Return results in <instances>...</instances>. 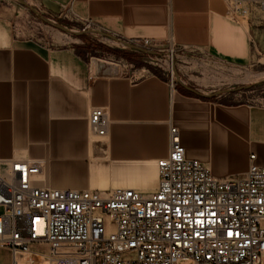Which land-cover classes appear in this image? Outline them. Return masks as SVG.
Here are the masks:
<instances>
[{
	"label": "crops",
	"instance_id": "0c3cea01",
	"mask_svg": "<svg viewBox=\"0 0 264 264\" xmlns=\"http://www.w3.org/2000/svg\"><path fill=\"white\" fill-rule=\"evenodd\" d=\"M52 1L60 5L58 13L42 0L34 4L56 17L90 21L124 45L149 38L214 55L230 53L231 39L240 37L232 36L226 0ZM18 10L17 3L0 1V158L41 160L38 185L151 191L158 183L157 160L168 153L170 125L178 128L187 157L216 176L245 172L251 153L264 167V108L223 103L178 82V74L171 84L151 71L103 69L87 59V51L99 47L87 38L75 47L16 36ZM109 53L129 56L123 49ZM92 106H103L109 117L100 139L88 131ZM0 264H14L6 247L0 246Z\"/></svg>",
	"mask_w": 264,
	"mask_h": 264
},
{
	"label": "built area",
	"instance_id": "2783aa9c",
	"mask_svg": "<svg viewBox=\"0 0 264 264\" xmlns=\"http://www.w3.org/2000/svg\"><path fill=\"white\" fill-rule=\"evenodd\" d=\"M253 1L264 8V0ZM138 44L157 50L149 38L126 45ZM108 127L105 108L92 106L89 133L100 139ZM168 140L151 191L38 185L41 160L0 158V246L14 264L20 255L24 264L36 256L47 264H263L264 167L255 154L245 172L216 176L187 157L174 125Z\"/></svg>",
	"mask_w": 264,
	"mask_h": 264
},
{
	"label": "rangeland",
	"instance_id": "374dc122",
	"mask_svg": "<svg viewBox=\"0 0 264 264\" xmlns=\"http://www.w3.org/2000/svg\"><path fill=\"white\" fill-rule=\"evenodd\" d=\"M3 3H17L19 14L12 22V30L16 36L32 35L40 43L50 46H81L83 42H91L99 47L87 51V59L100 63L103 69L124 70L117 61L123 59L131 63L133 69L151 71L174 79L178 74V82L183 81L198 92L217 96L226 104H246L264 108V8L253 0H226L230 6L228 13L231 22L232 36L240 34L239 39L232 38L231 52L210 53L203 47L170 46L150 39L157 50L144 52L140 48L124 45L94 30L93 24L85 28L86 21L80 18L56 17L38 9L34 0H23L36 12H32L26 4L19 0H0ZM40 5V4H39ZM245 8V13H238L236 8ZM68 14V13H67ZM60 26L66 28L63 29ZM101 32V31H100ZM87 38V41L84 39ZM143 39L136 40L140 43ZM135 45V44H134ZM173 48V53L170 49ZM127 50L129 57L122 58L110 54L111 50ZM224 56L220 59L217 56ZM173 59V67L170 59ZM89 131V130H88ZM91 138L95 139L90 134ZM24 256H18L19 264H24ZM34 264H47L36 256Z\"/></svg>",
	"mask_w": 264,
	"mask_h": 264
},
{
	"label": "water",
	"instance_id": "95a60500",
	"mask_svg": "<svg viewBox=\"0 0 264 264\" xmlns=\"http://www.w3.org/2000/svg\"><path fill=\"white\" fill-rule=\"evenodd\" d=\"M23 4H26L24 1H21ZM42 3L49 9L53 10L54 12L58 13L59 9H60V5L57 4L56 2L52 1V0H42ZM63 29H66L62 26H60ZM98 33L102 34V35H106L103 32L98 31Z\"/></svg>",
	"mask_w": 264,
	"mask_h": 264
},
{
	"label": "bare ground",
	"instance_id": "6f19581e",
	"mask_svg": "<svg viewBox=\"0 0 264 264\" xmlns=\"http://www.w3.org/2000/svg\"><path fill=\"white\" fill-rule=\"evenodd\" d=\"M169 61H170V65H171V67H173V59L171 58ZM172 69H173V68H172ZM172 69H171V70H172Z\"/></svg>",
	"mask_w": 264,
	"mask_h": 264
},
{
	"label": "trees",
	"instance_id": "16d2710c",
	"mask_svg": "<svg viewBox=\"0 0 264 264\" xmlns=\"http://www.w3.org/2000/svg\"><path fill=\"white\" fill-rule=\"evenodd\" d=\"M116 52H117V51H116ZM117 53H119V54H120L121 52H117ZM123 55H126V54H124V53H123ZM128 58H129V57H128Z\"/></svg>",
	"mask_w": 264,
	"mask_h": 264
}]
</instances>
